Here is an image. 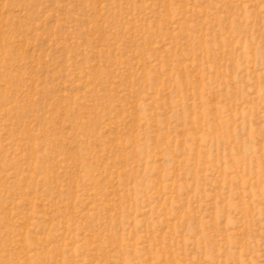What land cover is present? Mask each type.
Listing matches in <instances>:
<instances>
[{
  "label": "rangeland",
  "instance_id": "374dc122",
  "mask_svg": "<svg viewBox=\"0 0 264 264\" xmlns=\"http://www.w3.org/2000/svg\"><path fill=\"white\" fill-rule=\"evenodd\" d=\"M0 264H264V0H0Z\"/></svg>",
  "mask_w": 264,
  "mask_h": 264
}]
</instances>
